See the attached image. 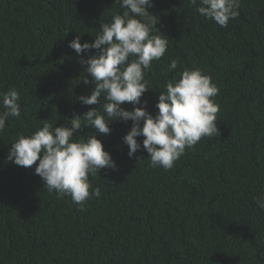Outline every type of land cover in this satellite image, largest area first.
Segmentation results:
<instances>
[{
	"label": "trees",
	"instance_id": "16d2710c",
	"mask_svg": "<svg viewBox=\"0 0 264 264\" xmlns=\"http://www.w3.org/2000/svg\"><path fill=\"white\" fill-rule=\"evenodd\" d=\"M238 3V17L221 27L190 0H153L154 34L168 50L152 62L141 100L155 116L167 81L200 69L219 89V132L165 170L143 149L128 156L131 121L110 123L107 136L86 126L74 139L95 134L117 168L89 176L101 196L81 210L49 192L35 165L7 157L19 135L101 106L78 100L95 84L83 82L69 42H94L125 9L115 0H0V94L18 91L21 109L0 132V264H264V210L254 199L264 197V0ZM170 58L179 64L165 76Z\"/></svg>",
	"mask_w": 264,
	"mask_h": 264
},
{
	"label": "clouds",
	"instance_id": "9594fccd",
	"mask_svg": "<svg viewBox=\"0 0 264 264\" xmlns=\"http://www.w3.org/2000/svg\"><path fill=\"white\" fill-rule=\"evenodd\" d=\"M115 3L125 11L114 15L110 23H102L94 42L81 43L79 35L69 42L88 74L83 82L95 84L91 95H81L78 100L83 105L101 106L90 108L83 116L66 118L62 126L44 123L31 135H19L7 157L17 166L35 165V174L49 192L55 191L57 198L70 196L81 210L88 200L101 196V188H93L89 176L94 177L105 168H117L95 134L74 139L86 126L107 136L112 132L110 123L131 121V129L123 138L129 147L128 156L135 157L143 149L149 154L153 168L165 170H171L187 148L219 132V105L213 99L219 89L200 69H185L178 80H168L166 91L160 92L155 105L156 115L147 111L148 101L141 100L151 87L146 75L152 62L160 61L167 53L168 41L154 34L159 30L156 27L159 20L149 11L153 0H115ZM190 3L200 15L221 27H227L239 15L238 0H190ZM93 49L96 54L84 59L82 54ZM178 64L177 59H171L165 76L174 72ZM19 100L20 94L15 89L0 94L3 108L0 132L5 130L9 118L21 116ZM126 103L133 104L134 110L123 107ZM101 107L102 111L98 110ZM141 136L142 144L137 139ZM254 199L258 209L264 210V197Z\"/></svg>",
	"mask_w": 264,
	"mask_h": 264
}]
</instances>
